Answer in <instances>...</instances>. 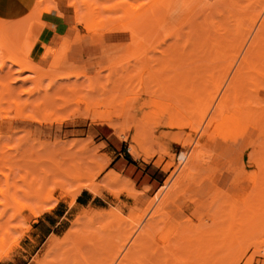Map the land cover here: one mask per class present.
Listing matches in <instances>:
<instances>
[{
    "label": "rangeland",
    "instance_id": "1",
    "mask_svg": "<svg viewBox=\"0 0 264 264\" xmlns=\"http://www.w3.org/2000/svg\"><path fill=\"white\" fill-rule=\"evenodd\" d=\"M71 3L0 0V232L19 238L0 261L264 264V0ZM96 124L136 157L166 154L164 186L108 172ZM183 152L198 154L185 178ZM82 184L104 200L73 204Z\"/></svg>",
    "mask_w": 264,
    "mask_h": 264
},
{
    "label": "crops",
    "instance_id": "2",
    "mask_svg": "<svg viewBox=\"0 0 264 264\" xmlns=\"http://www.w3.org/2000/svg\"><path fill=\"white\" fill-rule=\"evenodd\" d=\"M100 129L92 131L91 136L97 143L106 147L104 154L110 157L108 172L114 171L121 176L131 189L151 194L158 192L171 175L172 162L163 153H157L152 157H136L130 150L125 140L121 139L115 130L108 124H96ZM84 204L94 203L97 199L104 200L101 196L93 195L89 191H83L79 197ZM0 264H11L0 261Z\"/></svg>",
    "mask_w": 264,
    "mask_h": 264
},
{
    "label": "bare ground",
    "instance_id": "3",
    "mask_svg": "<svg viewBox=\"0 0 264 264\" xmlns=\"http://www.w3.org/2000/svg\"><path fill=\"white\" fill-rule=\"evenodd\" d=\"M26 1H28V0H26ZM30 1V0H29ZM70 1V3H71V1L72 0H69ZM86 1V0H85ZM88 1V0H87ZM101 2V1H100ZM102 3V2H101ZM38 5V9H39V11H40V15H42V13H44V12H50L51 13V11H53V7L51 6V7H45L46 5H47V3H45V5L44 4H42V2H40L39 4H37ZM71 5L72 6H74L75 7V9H76V17H77V19H78V21L79 22H81V23H86L87 22V20H88V14H84V13H82L80 10H79V8H78V5H76L75 4V2L74 3H71ZM98 7V6H97ZM116 9V8H115ZM63 17H64V15H63ZM39 19V18H38ZM43 23V22H42ZM45 23H43L42 24V26L44 25ZM263 24V23H262ZM1 25H3L2 23H0V46L2 47V49L4 50V51H7V50H9V46H8V44L6 43V38H5V36H6V34H5V36H4V33L6 32L5 30H6V28H5V30L3 29V27L1 26ZM4 26V25H3ZM46 26V25H45ZM111 26H113V25H111ZM111 26H109V27H111ZM117 26V25H116ZM120 27V26H119ZM118 27V28H119ZM262 27V26H261ZM114 28V27H113ZM117 28V27H116ZM113 30V29H112ZM100 31V30H99ZM259 31H261V30H259ZM259 31H258V35H259ZM262 32V31H261ZM263 33V32H262ZM257 38H260V37H258L257 36ZM256 38V39H257ZM259 41H257L256 42V45L258 46V43ZM262 42V41H261ZM262 44H263V42H262ZM254 45V44H253ZM263 46V45H262ZM253 47V46H252ZM254 48V47H253ZM253 48H252V50H253ZM256 48V47H255ZM2 50V51H3ZM252 50H251V54H252ZM259 50V49H258ZM255 51V50H254ZM257 51V50H256ZM258 52V51H257ZM249 53V54H250ZM255 53V52H254ZM247 54V53H246ZM248 54V55H249ZM245 56V55H244ZM251 56V55H250ZM248 57V56H247ZM255 57V56H254ZM249 58V57H248ZM12 62H14V64L16 63V64H18V65H20V66H22L23 68H28L29 66H28V63H27V61H25V59H24V61L22 60V59H20V58H11L10 59ZM244 60H246V59H244ZM244 60H243V62H244ZM6 62V61H5ZM4 61L2 62V64L3 63H5ZM245 62H247V60L245 61ZM250 62V61H249ZM248 62V63H249ZM34 64V63H33ZM242 64V63H241ZM21 67V68H22ZM33 67V66H32ZM242 68H244L243 66H242ZM242 68H240V69H242ZM34 69H36V68H34ZM250 69V68H249ZM21 70V69H20ZM31 70V69H30ZM37 70V69H36ZM24 71H26V70H24ZM35 71V70H34ZM33 71V72H34ZM239 71V70H238ZM246 71V70H245ZM36 72V71H35ZM38 72V71H37ZM239 73H240V71H239ZM38 74H40L39 72H38ZM245 74H247V73H245ZM249 75V74H248ZM52 76V75H51ZM234 76V75H233ZM235 76L237 77L238 76V73L237 74H235ZM242 76V75H241ZM244 76V75H243ZM246 76V75H245ZM235 78V77H234ZM233 78V79H234ZM246 78V77H245ZM51 79V78H50ZM34 80V79H33ZM32 80V81H33ZM226 80V79H225ZM232 80V79H231ZM243 80V79H242ZM241 80L239 79V76H238V78H235V80H233V82H231L230 81V83H231V85H230V83H229V88L228 89H226V95H224V97H225V99L224 100H220L222 103H224L225 101H226V106H221L220 105V109H218L219 111H220V113L222 112V110H223V108L225 107H227V105L229 104L228 102L230 101L229 99H231L232 97H230V94L232 95L233 94V96H234V93L235 92H233V91H235L236 90V88H237V84L239 85V82H240ZM246 81V80H245ZM54 82V81H53ZM56 82V81H55ZM224 82V81H223ZM36 85V84H35ZM220 86H221V84H220ZM220 86H219V88H220ZM240 86V85H239ZM10 87V86H9ZM236 87V88H235ZM4 89V88H3ZM36 89V88H35ZM218 89V88H217ZM221 89V88H220ZM220 89H218V92H219V90ZM9 90V89H8ZM11 90V89H10ZM37 91V90H36ZM217 92V91H216ZM217 92V93H218ZM241 92V91H240ZM3 93V92H2ZM30 93V92H29ZM216 93V94H217ZM33 94V93H32ZM1 95V94H0ZM5 95V94H4ZM223 96V95H222ZM234 97H236V96H234ZM233 97V98H234ZM214 98V97H213ZM215 99V98H214ZM223 99V98H222ZM233 100V99H232ZM234 100H235V98H234ZM233 100V101H234ZM224 108V109H225ZM24 109V108H23ZM228 109V108H227ZM227 109H225V110H227ZM49 110V109H48ZM47 110V111H48ZM20 111H22L23 112V110H21V108H20V110H19V112ZM219 111H217V112H219ZM54 112V111H53ZM214 112V111H213ZM224 112V111H223ZM21 113V112H20ZM19 113V115H21ZM45 114V113H44ZM16 115V114H15ZM49 115H50V113H49ZM217 115V114H216ZM14 116V115H13ZM218 116V115H217ZM220 116V115H219ZM10 117H12V115L10 116ZM20 117V116H19ZM47 117V116H46ZM58 117V116H57ZM14 118V117H13ZM40 118V117H39ZM215 118H216V116H215ZM218 118V117H217ZM46 119V118H45ZM48 119H49V117H48ZM44 120V119H43ZM14 121V120H13ZM42 122V121H41ZM7 123H9V122H7ZM13 124V123H12ZM8 126H9V124H8ZM12 126V125H11ZM8 128V127H7ZM11 137V136H10ZM203 142V141H202ZM261 154V153H260ZM197 158H198V154H194V155H189V153H187V152H183V153H181V155H180V160L182 161V162H184V163H187L186 164V169H184V173L182 172V175H183V177L182 178H185L187 175H189V174H191V172L193 171V169L195 168V166H196V163H197ZM262 159V158H261ZM259 168V167H258ZM261 171V170H260ZM264 172V171H263ZM64 173H66V172H64ZM259 176V175H258ZM62 182V181H61ZM59 184H60V182H59ZM58 186V185H57ZM61 186H63V184L61 185ZM60 187V186H59ZM55 188H56V186H55ZM96 188H94L93 189V187H91V184L90 185H86V184H82V185H79V186H77V187H75V188H73V189H69L67 192H66V194H67V196H70L72 199H73V204H75L76 203V201H77V198H78V196L80 195V193L83 191V190H88V191H90V192H92V193H94V194H97V192H96V190H95ZM52 191L53 190H50V193L49 194H52ZM21 205V207L22 208H24V209H28V210H30V211H32V212H34L36 215H40L42 212H43V210H42V208L40 207V206H36V205H30V204H20ZM21 207H20V209H21ZM50 209V208H49ZM51 209H52V207H51ZM50 209V210H51ZM34 214V215H35ZM35 215V216H36ZM41 216V215H40ZM27 226V225H26ZM22 228H25V227H23L22 226ZM21 228V229H22ZM24 230V229H23ZM19 243V238L18 237H12L11 235H10V231L9 230H5V232H4V235H2L1 234V232H0V247L1 248H3L1 251H0V259L3 257V256H5V254H6V246H7V249H8V247L10 246V248L9 249H11V245L13 246H15V245H17ZM8 244H11V245H9L8 246ZM16 247V246H15ZM14 247V248H15Z\"/></svg>",
    "mask_w": 264,
    "mask_h": 264
}]
</instances>
